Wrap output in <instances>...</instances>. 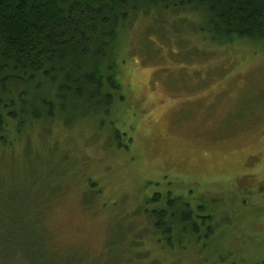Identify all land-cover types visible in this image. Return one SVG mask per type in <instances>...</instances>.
Returning a JSON list of instances; mask_svg holds the SVG:
<instances>
[{
  "label": "rangeland",
  "instance_id": "374dc122",
  "mask_svg": "<svg viewBox=\"0 0 264 264\" xmlns=\"http://www.w3.org/2000/svg\"><path fill=\"white\" fill-rule=\"evenodd\" d=\"M140 22L111 111L78 108L68 125L39 122L13 149L0 143V264H264V184L241 187L264 182V44L191 54L195 31L161 23L181 34L159 37L168 42L148 62ZM49 186L62 190L45 225L36 203ZM154 197L213 212V240L143 242Z\"/></svg>",
  "mask_w": 264,
  "mask_h": 264
},
{
  "label": "trees",
  "instance_id": "16d2710c",
  "mask_svg": "<svg viewBox=\"0 0 264 264\" xmlns=\"http://www.w3.org/2000/svg\"><path fill=\"white\" fill-rule=\"evenodd\" d=\"M140 21L146 22L140 47L148 62L156 59L157 45L168 42L158 38L174 31L167 23H186L188 32L195 31L193 36L201 42L192 45L191 54L197 48L200 52L247 42L264 44V0H0L1 147L13 149L28 129L39 128V122L70 124L78 108H90L96 118L111 111L116 100H123V48ZM192 22L200 23L197 29L190 27ZM161 23H166L163 32ZM191 63L181 62L179 68ZM249 183L264 184L250 179L241 187L247 190ZM61 187L49 186L36 203L45 225ZM156 198L152 201L157 207L147 201L142 212L150 216L154 233L147 229L143 242L153 238L163 249H185L192 240H213V212L204 213L202 207L194 212L174 199L161 204ZM205 218L202 225L200 219ZM173 225L182 230L175 231ZM129 242L140 243L136 238Z\"/></svg>",
  "mask_w": 264,
  "mask_h": 264
}]
</instances>
